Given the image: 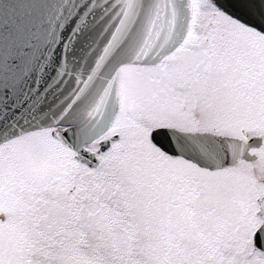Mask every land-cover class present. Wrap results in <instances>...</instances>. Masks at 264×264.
Wrapping results in <instances>:
<instances>
[{"label":"snow or ice","instance_id":"6c2138e0","mask_svg":"<svg viewBox=\"0 0 264 264\" xmlns=\"http://www.w3.org/2000/svg\"><path fill=\"white\" fill-rule=\"evenodd\" d=\"M0 264H264V0H0Z\"/></svg>","mask_w":264,"mask_h":264}]
</instances>
